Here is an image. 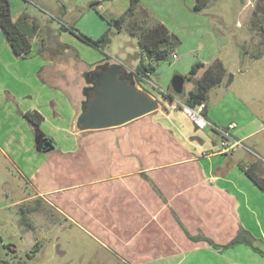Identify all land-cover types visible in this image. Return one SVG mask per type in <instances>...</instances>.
<instances>
[{
    "label": "crops",
    "instance_id": "0c3cea01",
    "mask_svg": "<svg viewBox=\"0 0 264 264\" xmlns=\"http://www.w3.org/2000/svg\"><path fill=\"white\" fill-rule=\"evenodd\" d=\"M156 1L142 0L158 18L177 30L178 26L154 7ZM11 6L14 19L26 13L37 20L25 11L28 6L24 2L11 0ZM96 8L93 13L98 16L90 14L92 26L84 30L93 38L108 27L104 18L99 20ZM69 9L63 5L59 11L66 15ZM218 33L198 28L187 36L189 41L184 42L183 50H177L178 60L188 54L187 66H183L184 60L173 68L159 66L143 86L139 84L160 98L159 108L114 127L82 130L78 124L95 85L90 75L103 70L105 62L113 63L110 53L111 58L106 60L101 50L83 45V53L74 60L87 66H38L45 76L54 71L51 84L69 96L63 97L61 92L53 96L46 90L43 98L33 95L23 112L39 110L47 121L50 108L56 118L54 132L66 129L68 144L75 147H65L62 151L67 155L58 153L59 143L52 135H48L52 141L46 145L41 141L38 146L33 128L17 111L23 119L20 123L24 140L14 143L12 149L17 152L20 166L32 176L33 190L18 202L41 199L66 222L86 231L103 249L104 256L119 264H264V255L248 244L221 249L190 238L178 220L192 236L203 234L219 244L228 243L244 228L264 250V189L242 168L250 167L264 180V144L259 146L260 151L247 147L251 159H233L245 140L264 130V122L257 120L256 111L241 103L240 94L232 92L235 98L230 102L223 98L212 104L208 100L206 116L212 124L200 128L183 108L170 105L158 91L172 85L176 75H186L196 61L210 63L214 57L220 58L228 39ZM6 43L0 28V47ZM59 43L69 45L67 41ZM132 45L134 51L123 47L116 52L115 62L129 72L135 70L140 59L139 47L133 42ZM214 89L211 91L220 92ZM76 105H81L82 110ZM66 119L70 121L67 127L63 124ZM231 122H236L231 133L242 144L226 151L218 129ZM258 124L261 127L257 129Z\"/></svg>",
    "mask_w": 264,
    "mask_h": 264
},
{
    "label": "rangeland",
    "instance_id": "374dc122",
    "mask_svg": "<svg viewBox=\"0 0 264 264\" xmlns=\"http://www.w3.org/2000/svg\"><path fill=\"white\" fill-rule=\"evenodd\" d=\"M19 1L27 4L28 9L25 11L37 17L40 28L38 36L33 39L34 49L32 47L26 57L14 55L9 43L0 47V264H21L22 261H26V264H119L115 259L104 256L103 249L86 231L66 222L43 202L40 210L31 214L32 227L20 223L22 207L18 201L33 192L30 185L32 176L20 166L18 155H15L16 150L12 146L24 140L20 123L23 119L18 117L17 111L23 112L33 95L43 98L47 90L53 96H58L59 92L64 94L63 97L69 96L67 91L56 90L59 87L51 84L54 71L45 76L38 66H74L76 69L87 66L84 62H76L74 58L76 59V53H83V45H89L61 26L67 21L84 32L92 26L90 14H95L94 7L98 6L99 11H96L100 14L99 20H102L104 16L101 13L109 18L120 15L127 9L130 0ZM256 1L217 0L209 2L205 8L196 9V0H158L154 7L172 25L178 26L174 30L182 39L178 50H183L184 42L189 41L187 36L198 28L220 31L218 34L228 39L219 55L226 69L225 80L219 85L220 89L219 86L214 87V90L220 92L211 91L213 88L209 91L208 100L212 104L223 98L230 102L235 98L231 93L236 92L241 95V103L256 111L257 120L264 122V44L261 42L260 29L254 27L257 21ZM63 5L70 7V12L66 15L59 11ZM14 12L15 15L18 12L15 2ZM95 16H98L97 13ZM104 22L108 26L105 18ZM114 29L117 30V27ZM114 35L112 44L106 46V52L112 56L113 63L123 47L134 51L132 42L135 47H140L137 39L125 29ZM62 41H67L70 47H66L65 43L60 46L59 42ZM187 55L182 54L179 60L168 58L161 61L159 66L173 68L177 62L176 66H179L183 60V66H187ZM36 70H39L38 73ZM231 74L233 80L229 81ZM76 108L82 110L81 105H76ZM47 113V121H43L40 127L36 128L29 123L34 130L35 139L36 132L39 131L42 134L41 141L46 145L48 139L45 137L52 135L59 143L57 152L67 155L62 150L75 145L68 144L70 138L66 135V129L58 130L57 134L54 132L53 120L56 118L50 108ZM69 122L66 119L63 124L67 127ZM260 127V124L256 126L257 129ZM263 144L264 130H260L238 147L239 153L233 159L238 160L241 156L251 159L253 156L247 147L260 151L259 146ZM19 147L16 145L17 149Z\"/></svg>",
    "mask_w": 264,
    "mask_h": 264
},
{
    "label": "trees",
    "instance_id": "16d2710c",
    "mask_svg": "<svg viewBox=\"0 0 264 264\" xmlns=\"http://www.w3.org/2000/svg\"><path fill=\"white\" fill-rule=\"evenodd\" d=\"M212 0H196L195 8H205ZM256 18L254 27L260 29L262 36V44H264V0L256 1ZM97 10V8H96ZM99 11V10H97ZM108 22L107 29L97 38L80 31L74 25L64 24L62 29L68 30L78 36L82 41L90 46H93L103 52L105 59L108 60L111 56L106 52V46L113 42V37L116 32H121L123 29L128 31L130 35L135 37L139 43L140 59L135 68L134 75L139 84L143 86L146 79L151 78L160 65V62L171 58L172 53L178 50L182 43V39L176 31L171 29L165 22L158 18L142 0H130L127 9L116 17H107L101 13ZM117 27V30L114 29ZM0 28L5 32L6 40L8 41L14 55L18 57H26L30 54L33 47V39L39 34V23L32 19L28 14L23 13L18 18L14 19L12 15L11 0H0ZM67 47H70L67 45ZM41 52V50H40ZM78 57V53H76ZM226 69L221 58L214 57L210 63H205L202 60L196 61L190 71L184 75V88L181 92H177L172 85L165 91L158 89L164 99L170 105L183 108L185 105L191 108H197L200 104H205L204 114L207 115V103L209 91L221 85L224 82ZM233 74L229 75V81L233 80ZM22 115L28 122L36 128L40 127L45 119L44 114L36 109L22 112ZM207 117V116H206ZM45 136V135H43ZM42 134L36 132V140L39 146ZM52 141L51 137H45ZM39 149H43L40 148ZM245 172L264 189V180L252 171L250 167L242 166ZM42 201L39 198L31 201H22L20 203L22 217L20 223L30 226L32 224L31 214L40 210ZM186 233L192 239L205 240L216 248H230L239 244H248L254 250L264 255V250L255 244V238L252 234L241 228L238 234L226 244H219L212 238L205 235L192 236L183 223L178 219ZM32 227V226H30ZM22 261L21 264H26Z\"/></svg>",
    "mask_w": 264,
    "mask_h": 264
},
{
    "label": "water",
    "instance_id": "95a60500",
    "mask_svg": "<svg viewBox=\"0 0 264 264\" xmlns=\"http://www.w3.org/2000/svg\"><path fill=\"white\" fill-rule=\"evenodd\" d=\"M109 65L90 75L95 85L78 118L82 130L119 126L159 108V100L139 86L133 71L116 62ZM184 82V76L176 75L172 86L181 92Z\"/></svg>",
    "mask_w": 264,
    "mask_h": 264
},
{
    "label": "built area",
    "instance_id": "2783aa9c",
    "mask_svg": "<svg viewBox=\"0 0 264 264\" xmlns=\"http://www.w3.org/2000/svg\"><path fill=\"white\" fill-rule=\"evenodd\" d=\"M179 58L178 52H174L171 55V60H175ZM165 91L164 89H161ZM204 106L205 104H200L197 108H191L188 106H184L183 109L185 112L196 122V124L200 128H205L208 125H211L212 123L208 120L206 115L204 114ZM236 126V122H231L228 127L219 128L218 132L222 137V146L226 151H230L233 148H235L237 145L242 144L241 140L236 139L232 133L231 128H234Z\"/></svg>",
    "mask_w": 264,
    "mask_h": 264
},
{
    "label": "flooded vegetation",
    "instance_id": "af4514ba",
    "mask_svg": "<svg viewBox=\"0 0 264 264\" xmlns=\"http://www.w3.org/2000/svg\"><path fill=\"white\" fill-rule=\"evenodd\" d=\"M109 64H110L109 62L103 64L102 66H106L103 70L107 69V68L110 66ZM111 64H112V63H111ZM33 201H34V200H33Z\"/></svg>",
    "mask_w": 264,
    "mask_h": 264
}]
</instances>
